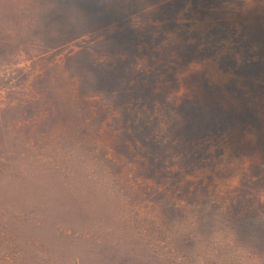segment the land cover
Wrapping results in <instances>:
<instances>
[{"label":"trees","instance_id":"trees-1","mask_svg":"<svg viewBox=\"0 0 264 264\" xmlns=\"http://www.w3.org/2000/svg\"><path fill=\"white\" fill-rule=\"evenodd\" d=\"M0 8V196L30 198L39 211L26 215L28 224L47 227L52 218L48 246L81 252L67 264H167L144 239L157 222L141 212L167 188L156 181L170 166L193 170L185 162L212 130L243 135L252 127V147L262 149L264 0H0ZM184 13L209 20L208 45L171 38ZM224 49L219 68L235 82L212 86L197 67ZM35 61L42 72L26 86L30 74L20 65ZM226 94L237 103L224 106ZM58 129L63 139L100 140L96 171L109 192L103 215L67 192L47 211L46 185L20 163L33 142ZM262 185L257 169L243 190Z\"/></svg>","mask_w":264,"mask_h":264},{"label":"rangeland","instance_id":"rangeland-1","mask_svg":"<svg viewBox=\"0 0 264 264\" xmlns=\"http://www.w3.org/2000/svg\"><path fill=\"white\" fill-rule=\"evenodd\" d=\"M3 15L9 16L7 20L13 17L9 9H4ZM212 27L209 20L202 22L196 14L184 13L170 34L172 39L181 38L183 43L189 41L192 44L197 38V42L205 47L209 44L206 34ZM211 34L214 38V31ZM226 51L224 49L197 67V72L212 86L225 87L235 82L231 74L219 68V57ZM42 64L35 61L20 65L30 74L26 86L42 72ZM236 83L240 87V81ZM198 91V87L192 88L188 95L193 98ZM228 95L224 106L237 103L238 98ZM260 99L259 118L264 122V104ZM251 128L248 127L243 135L212 130L203 147L194 152L193 159L185 162L195 163L193 170L179 171L178 167L170 166V172L156 181L159 184L164 181L167 185L163 195H156L162 200L149 202V211L141 212L157 222L155 227L146 229L144 236L153 242L148 243L152 255L165 259L167 264H264V185L255 191L243 190L250 175H255L257 169L264 170V136L261 151H255L252 146L257 135ZM64 137L66 134L58 129L49 139L33 142L31 154L20 163L46 185L48 192L44 203L47 211H54L52 205L59 203L67 192L77 201L86 197L88 209L99 210L103 215L109 208L103 201L109 192L103 185L105 180L99 179L96 171V150L101 145L100 140L88 133L76 137L78 140ZM56 180H60L62 190L58 189ZM152 198L154 196L149 200ZM165 208L169 212H165ZM38 211L30 198L0 196V264H48L52 260L67 264L72 257L80 256L81 252L76 249L70 251V248L54 243L55 249L48 246L50 243L46 242L44 232L54 224L52 218L47 227L44 223L31 225L26 222V215L35 219ZM57 216L61 215L57 213Z\"/></svg>","mask_w":264,"mask_h":264}]
</instances>
